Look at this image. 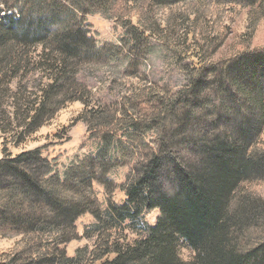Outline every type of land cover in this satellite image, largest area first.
Masks as SVG:
<instances>
[{
  "label": "trees",
  "instance_id": "1",
  "mask_svg": "<svg viewBox=\"0 0 264 264\" xmlns=\"http://www.w3.org/2000/svg\"><path fill=\"white\" fill-rule=\"evenodd\" d=\"M121 1L4 0L0 4V95H8L12 80L32 65L52 73L47 96L65 87L61 82L68 72V59L84 56L83 51L91 49L83 19L75 13L100 12L113 18ZM147 1L165 6L187 0ZM227 1L243 5L257 2ZM117 21L125 29L120 50L126 48L133 55L125 74L135 78L134 66L142 63L139 58L146 57L150 42L164 30L123 16ZM57 26L58 30L50 32ZM13 40L16 44L12 45ZM46 40L58 56L44 53L36 61L26 46ZM194 63L190 67L184 64L188 75L184 90L172 95L140 90L125 104L126 109L121 104L115 109H89L92 93L84 85L77 96L66 94L69 101L84 103L81 119L101 142L92 158L102 165L104 173L97 180L105 181L110 165L117 164L116 152L125 146L120 132L130 142L131 157L138 156L131 169L132 179L124 187L126 201L119 206L109 203L110 225L100 229L91 252L92 264H264V237L256 243L248 235L264 230V196H243L242 192L252 177L263 174L264 153L252 144L264 124V49L218 62H197L193 67ZM243 98L249 101L246 108ZM46 103L45 98L32 123ZM246 109L257 112L258 121L253 122ZM9 117L0 110V120ZM150 132H156L155 137L146 139ZM188 156L198 161L192 164ZM45 163L39 150L0 159V234L25 237L21 247L2 264H48L51 260L37 252L42 244H35L36 237L55 231L60 223H72L83 213L56 198L28 169ZM152 209H159L160 214L154 225L144 227V238L125 245L113 240V224L129 223L132 227ZM181 246L192 251L189 260L182 258ZM60 260L72 261L65 255Z\"/></svg>",
  "mask_w": 264,
  "mask_h": 264
},
{
  "label": "rangeland",
  "instance_id": "2",
  "mask_svg": "<svg viewBox=\"0 0 264 264\" xmlns=\"http://www.w3.org/2000/svg\"><path fill=\"white\" fill-rule=\"evenodd\" d=\"M3 1L0 0V4ZM147 2L122 0L113 18L100 12L75 13L83 19L88 38H91V49L84 50V56L68 59V72L61 82L65 87L47 96L46 86L52 73L32 65L28 70H21L12 80L8 95H0V110L10 116L5 123L0 120V128L4 130L0 129V159L39 150L46 163L43 167L31 165L28 169L39 181L43 180V187L56 198L83 210L72 223H60L55 231L46 232L44 237L34 240L35 244H42L37 252L43 258H49V263L92 264L91 252L96 247L100 229L109 222V203L119 206L126 201L124 187L132 179L131 169L138 158L136 155L131 157L130 142L120 132L118 135L129 151L123 150L125 146L120 148L116 152L117 164L110 165V170L103 177L105 181L97 180L104 173L100 169L102 165L93 162L92 158L97 155L101 142L94 137L88 123L81 119L84 103L69 101L67 93L77 96L84 85L92 93L89 109L99 106L115 109L120 104L126 109L125 104L128 105L140 90L169 95L184 90L188 84L184 64L190 67L195 62L194 67L198 63L218 62L244 52L264 49V0H257L253 5L227 0H187L165 6ZM121 16L134 23H153L164 30L150 42V52H146V57L139 58L142 63L134 66L135 78L125 74L132 64L133 55L126 48L120 50L125 34L124 27L117 21ZM58 28L53 27L50 32ZM13 44H16L14 40ZM26 47L32 50L30 55L36 61L44 53L58 56L48 40ZM44 97L47 99L44 111L32 123ZM242 101L246 108L249 101L245 98ZM246 112L253 122L258 121L257 112ZM221 126L227 127L223 123ZM155 134L148 133L146 139L155 137ZM252 145L264 153V124ZM191 158L186 157L192 164L198 161ZM261 168V177L254 176L242 186L243 196H264V166ZM165 186L169 187L167 183ZM159 214V209L148 210L132 227L129 223L113 224V240L125 245L144 238V227L154 225ZM248 235L251 242L257 243L264 237V230H254ZM23 238L19 234H0V264L9 261L21 247ZM180 254L184 260L193 256L187 246H181ZM64 255L72 261H61Z\"/></svg>",
  "mask_w": 264,
  "mask_h": 264
}]
</instances>
